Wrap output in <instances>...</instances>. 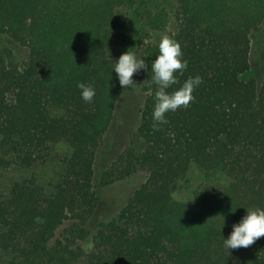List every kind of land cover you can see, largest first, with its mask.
<instances>
[{
  "label": "trees",
  "instance_id": "trees-1",
  "mask_svg": "<svg viewBox=\"0 0 264 264\" xmlns=\"http://www.w3.org/2000/svg\"><path fill=\"white\" fill-rule=\"evenodd\" d=\"M132 16L145 33L181 45L188 68L169 93L189 77L203 82L187 108L154 129L160 41L143 42L142 147L118 154L100 185L146 180L92 233L96 162L127 95L113 72L123 54L115 37ZM263 22L264 0H0V35L28 50L19 62L0 49V177L44 165L55 145L71 151L52 193L35 174L0 191V264H264V237L224 247L246 209H264V81L244 78ZM79 82L94 87L92 103ZM193 164L227 184L178 202L173 193Z\"/></svg>",
  "mask_w": 264,
  "mask_h": 264
},
{
  "label": "rangeland",
  "instance_id": "rangeland-1",
  "mask_svg": "<svg viewBox=\"0 0 264 264\" xmlns=\"http://www.w3.org/2000/svg\"><path fill=\"white\" fill-rule=\"evenodd\" d=\"M152 35L145 33L132 16L127 29L116 35L115 46L121 53L130 50L138 58L144 60L143 42L148 41L149 37H152L151 42L161 40L160 36ZM0 49H6L19 62L24 61L28 56L26 48L13 43L3 35H0ZM249 61L250 70L244 78L247 80L255 79L260 87L264 81V22L259 30L251 34ZM144 72L145 70H141L139 74H134L133 80L136 85L133 88L127 87V95L119 100L115 119L106 137L105 145L99 152L95 167V184L99 202L89 221V229L92 233L96 231L99 223L115 218L133 195V192L146 180V176L140 174L113 185L104 187L100 185L103 172L118 154L129 148L138 150L142 147V142L137 136V127L146 98L143 89ZM70 154L68 145L61 143L51 147L50 156L44 165L32 170L12 167L1 171L0 191L6 193L14 182L35 174L45 192L47 194L52 193L62 174L63 160ZM227 181L225 175L221 173L207 175L193 164L190 166L187 175L180 181L179 188L173 193V197L176 201L183 203L194 199L203 200L214 188L227 184ZM90 247V243L86 244L87 249Z\"/></svg>",
  "mask_w": 264,
  "mask_h": 264
},
{
  "label": "clouds",
  "instance_id": "clouds-1",
  "mask_svg": "<svg viewBox=\"0 0 264 264\" xmlns=\"http://www.w3.org/2000/svg\"><path fill=\"white\" fill-rule=\"evenodd\" d=\"M188 68L187 60L183 59L181 45L167 35L161 37L159 42V54L151 65L153 73L151 81L156 85L155 104L152 112L154 129H158L160 124L167 123L166 114L175 112L181 107L187 108L194 100L193 92L202 81L200 76L189 77L178 89L169 93L167 90L179 83L177 74H183ZM145 61L138 58L130 50L123 53L113 64V72L117 74L119 85L122 88H133L136 83L133 80L134 74H139L141 70H146ZM81 98L86 103H92L96 95L92 85L79 82ZM151 94V88L149 89ZM207 223V222H206ZM225 224L222 228V231ZM264 237V209H246V215L232 225V231L228 238H224V247L235 250L248 248Z\"/></svg>",
  "mask_w": 264,
  "mask_h": 264
}]
</instances>
